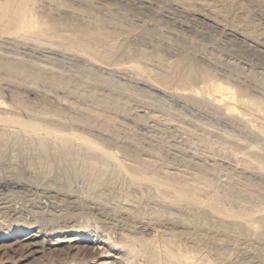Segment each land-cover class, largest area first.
I'll return each mask as SVG.
<instances>
[{
  "label": "bare ground",
  "instance_id": "bare-ground-1",
  "mask_svg": "<svg viewBox=\"0 0 264 264\" xmlns=\"http://www.w3.org/2000/svg\"><path fill=\"white\" fill-rule=\"evenodd\" d=\"M165 1L169 9L168 15L177 13L191 17L195 22L209 21L213 28L239 41L252 42L254 39L237 28L222 25L211 14H199L197 9L192 8L194 2ZM54 8L50 4L40 5L36 0H0V52L22 39L23 44L25 41H33L38 46L45 43L52 45L51 47H64V50L67 48L70 53H84L96 64L100 62L102 67V63L107 60L109 63H105L106 67L108 65L105 68L115 71L110 62L117 57L120 45L113 41L112 34L104 32L103 20L95 19L93 29H90L89 24V27L78 24L83 21V16L77 10H60L61 17H55L57 7ZM169 16L167 18L172 19ZM179 26L189 28L183 22ZM129 35L145 39L140 38L136 32ZM174 44L158 43L154 47V54L141 48L125 49L130 62L126 61L117 70L121 69L126 74L140 73L151 90L168 95L176 92H173L175 83L183 86L200 78L202 86L204 85L202 88L198 85L200 88L192 92L183 87L182 92L175 94L189 99H198V95H201L199 99L219 110L223 118L243 126L264 141V98H252L244 87L222 83L216 78L214 80L212 71L201 67L194 58L169 61L158 54L162 48L169 51L176 49ZM53 51L49 53L55 55ZM1 59L3 58H0V63H3L4 60ZM6 59L7 62L4 63L9 65L10 73L27 75L30 66L22 65L18 59V62L11 57V60ZM9 72L6 73L10 74ZM11 79L13 81V75ZM20 84L23 85V82ZM69 89L68 87V91ZM1 90L0 243L14 241L13 245L26 247L30 256L40 254L44 264H55L61 258H66L65 264H98V259L106 254L102 252L104 248H99L101 245L122 254L124 261L119 264H238L243 261L241 244L248 245L251 249L250 252H245L250 258H255L256 253L264 255L263 210H237L236 206L223 202L217 198L216 192L207 190L204 186L188 185L186 181L174 178L169 173L162 172L163 170L159 171V168H152L151 164L147 165L142 159L138 160L140 157L137 159V155L129 153L128 147L137 144L134 139H129L134 142H124L120 137L117 139L116 136H106L105 132L101 138L95 139L93 132L92 137L87 131L80 132L98 130L99 126L103 128H99V132L105 131L104 129L109 132L113 130L111 126L115 122L108 114L106 116L93 112L94 109L85 111L88 116L85 120L80 117L82 121L72 118V114L70 117L69 112V116H65L61 111H56L58 106L55 101L59 105H68L73 111L77 110L76 103L70 102L69 96H66L67 91L49 94L55 100L56 107L55 111L51 108L53 111L49 112L46 104L48 92L43 93V89L42 94L47 99L45 103L41 102L47 105V110L46 106L29 105L17 95L18 92ZM187 90L190 93H186ZM71 98L74 100V97ZM79 106L78 103V108ZM83 106V109H87V106ZM126 120L118 119L119 124L114 125V129L126 124ZM138 146L139 144L137 148ZM53 236L56 237L55 242L52 241ZM253 248L256 253L252 255Z\"/></svg>",
  "mask_w": 264,
  "mask_h": 264
},
{
  "label": "rangeland",
  "instance_id": "rangeland-1",
  "mask_svg": "<svg viewBox=\"0 0 264 264\" xmlns=\"http://www.w3.org/2000/svg\"><path fill=\"white\" fill-rule=\"evenodd\" d=\"M36 1L40 5L50 4L53 8L55 7L54 9L57 7L54 11L55 17L56 15L57 17H61L60 10H68L70 12L77 10L76 12L83 16L84 21L78 22V24L85 26L89 24L90 29H93L92 26H94L95 19L103 20L104 32L112 34V38L114 37L113 41L120 45L117 57H114V60L110 62L112 64L111 67L116 70L112 72L106 69L108 65L106 67L105 63H109L107 60L104 64L102 63L104 66L102 67L100 62L96 64L95 61L89 59L84 53L79 52L76 54V51H74L75 53L73 51L70 53V50L68 52L67 48L64 50V47H56V45H53L55 47H51L52 45L48 46L45 43H41L38 46L39 44L35 45L36 43L33 41H25L23 44L24 40L21 39L20 42L19 40L15 41L13 45L11 43L7 48H3L2 52H0L3 53L0 54V58H3L1 60L7 62L6 57L9 60H14L17 57L15 60L17 62L19 60L26 67L30 66L28 68L31 71L28 69L27 75L22 74L20 76L21 74L19 73H10L9 65L1 62L0 65L3 69H1V66L0 69L4 72L0 70V90L2 88L3 92L10 90L14 91V93L18 92V94L16 93L17 95L34 107L35 105L36 107L38 105L46 106L47 110L48 105L47 111L49 112H52L56 108L54 105L55 100L50 95L57 91L62 93L63 91H67L65 92L67 95L64 94L67 97L69 96L70 102L76 103L77 110L75 112L68 105H65L67 106L65 107L64 104L60 103L59 105V102L55 101L56 106H58L57 110H55L61 111L65 116L69 112L70 117L73 115L72 118L79 120L83 118L85 120L86 116H88L85 115V111L94 109L93 112L106 116L108 114V116L114 119V125L116 126L119 124L118 119L120 121L123 118L127 119L124 122L126 124L119 125L115 129L114 125L111 126L113 130H109V132L107 129H104L103 133L99 132L103 129L99 125H97V127L99 126L98 130L94 129L91 132L81 130L80 132L85 131L86 133L87 131L91 133V137L95 133V135L97 134V136L93 134L95 139L101 138L105 132L106 136H114L112 138H115V136L116 138L120 137L121 140L124 139V142H134L136 140L135 143L139 144L138 148L137 144L134 145L136 146L135 148L131 145L132 149L131 146L128 147V151L130 148L129 153L134 156L137 155V159L140 157L138 160L142 159L145 164H151L152 168H159V171L163 170L162 172H167L174 178L186 181L188 185L204 186L205 189L216 192L217 198L219 197L223 202L225 201L234 207L236 206L237 210L242 209L249 212L264 211V141L253 135L248 129L243 128V126L240 127L234 121L223 118L219 110L199 99L201 95H198V99L196 97H193L194 99L190 97L191 99H189V97L180 98L178 94H175L178 91L182 92L183 87L185 89L189 88L192 92L197 90L199 86L202 88L204 85L202 86L200 78L198 79L199 81L201 80L200 82L195 79L188 84H184L185 86L175 83L173 92H176L168 95L151 90L144 83L145 79L141 77L140 73L131 72L129 74L127 72L128 74H126L121 69L117 70L123 63L130 62V57L128 54L126 56L125 49L128 51L141 48L148 53L154 54L156 53L154 47L158 43L167 42L174 44L175 42L176 49L169 51L162 48L161 50L159 49L160 51L158 50V54L169 61L180 60L186 57L194 58L201 64V67L203 66L208 71H212L214 80L216 78L217 81H221L222 83H231L230 85L235 87H244L252 98H264V0H171L180 3L194 2V7L192 8L194 10L197 9L196 11L199 14H211L222 25L237 28L250 34L254 38L252 42L229 38L220 30L213 28L211 26L212 23L209 21H204L205 23L202 22V24L201 22L193 21L191 17H185L177 13L169 14V16L167 13L169 9L165 0ZM58 9L59 11H57ZM158 9L164 14H161ZM154 10H157L156 13ZM166 13L172 19L167 18ZM160 15H164L165 19ZM182 22L188 24L189 28H181L179 23ZM135 32L140 38L145 39H141V41L129 35ZM47 46L53 48L54 51ZM23 47L26 48L23 50ZM51 50L55 55L49 53V51L52 52ZM82 54H84L83 57ZM3 64L7 67L5 68ZM39 69L41 70L39 71ZM6 72L13 75V81L11 79L12 75ZM14 78L17 83L14 82ZM20 79L24 80L22 81L23 85L20 84L22 83ZM19 80L20 82L18 83ZM68 87L71 90L69 89L68 91ZM41 90L43 93L48 92V99L42 94ZM190 90H187L186 93H190ZM71 91H73L71 97H74L73 99L77 100L76 102L70 97L71 94H68ZM46 99L49 102H46ZM41 101H45L47 105H44ZM78 103L80 105L79 108ZM51 104L52 106H50ZM82 105L87 106V109L84 106L83 109ZM59 108L60 110H58ZM66 109L70 111H66ZM98 110L101 112H98ZM69 115L67 114V116ZM80 117L82 118L80 119ZM237 125L239 127H236ZM129 139H134V141ZM250 145H255L254 147L252 146L254 149ZM54 238L56 237H52L53 242L56 241ZM13 242L0 243V264H44V259L40 254L30 256L26 247L13 245ZM241 245L240 254L243 256H241V260H243L240 262L241 264H264V255H256L258 253L253 248L252 255L256 253L255 258L252 256L250 258L245 252L247 250L250 252L251 249L248 245ZM99 248H104L102 252L106 254L101 259H98V264H119L124 261L122 254L110 250L107 246L101 245ZM65 262L66 258H61L60 262H56L55 264H65Z\"/></svg>",
  "mask_w": 264,
  "mask_h": 264
}]
</instances>
